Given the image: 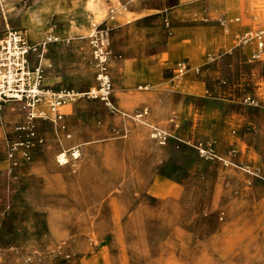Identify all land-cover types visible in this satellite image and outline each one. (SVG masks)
Masks as SVG:
<instances>
[{
    "label": "rangeland",
    "instance_id": "obj_1",
    "mask_svg": "<svg viewBox=\"0 0 264 264\" xmlns=\"http://www.w3.org/2000/svg\"><path fill=\"white\" fill-rule=\"evenodd\" d=\"M100 1L97 13L99 0H0V40L21 32L36 47L28 66L42 69L50 89L95 85L89 36L108 25L116 109L76 100L65 109L66 139L47 119L29 121L19 102H0V264H264V154L233 147L234 127L227 141L210 127L212 108L221 104L226 116L244 108V96H214L212 81L194 82L169 91L163 112L162 98L123 66L152 51L153 33L168 36L186 19H224L237 44L238 33L264 28V0H223L210 13L220 0ZM184 59L168 68L172 81L203 75L195 65L177 76ZM153 127L169 135L164 144ZM198 144L216 157H201ZM74 145L79 159L59 165L56 156ZM237 152L248 161L234 162Z\"/></svg>",
    "mask_w": 264,
    "mask_h": 264
},
{
    "label": "crops",
    "instance_id": "obj_2",
    "mask_svg": "<svg viewBox=\"0 0 264 264\" xmlns=\"http://www.w3.org/2000/svg\"><path fill=\"white\" fill-rule=\"evenodd\" d=\"M101 5L99 0L100 8ZM208 7L209 13L216 12L224 9L226 2L214 1ZM186 22L173 27L168 36L153 33V41L148 43V47H152L151 52L146 56L134 52L130 59H126L123 66L125 70L129 68L130 80L147 83L155 97L162 98L163 112L167 111L165 97L169 91L181 94L194 89L195 83L203 81H212L208 91L214 96L223 95L232 100L242 95L243 98L250 97L256 105L244 104V108L229 109L226 116L221 104L212 108L211 134L227 141L224 131L234 127L233 147L242 143L247 152L254 150L264 154V51L258 59L252 60L251 56L256 51L255 44H236L231 35L234 27L226 32L212 22L205 24L188 19ZM180 57L185 58L189 66H203V75H195L196 80L186 77L178 82L172 81L166 73L170 65ZM215 79H219L220 83L213 82ZM221 80L225 84H221ZM156 105L160 108L159 104ZM241 159L248 161L240 152L232 158L237 163Z\"/></svg>",
    "mask_w": 264,
    "mask_h": 264
},
{
    "label": "built area",
    "instance_id": "obj_3",
    "mask_svg": "<svg viewBox=\"0 0 264 264\" xmlns=\"http://www.w3.org/2000/svg\"><path fill=\"white\" fill-rule=\"evenodd\" d=\"M204 14L206 12L204 11ZM207 20V15L205 16ZM110 20H113L110 17ZM223 26L224 19L218 20ZM109 32L110 27L105 25L100 29H94L89 36V46L91 57L95 69V85L85 92L77 93L73 90L59 89L53 90L43 83L42 69L37 66H28V57L31 52L36 51L27 43L24 36L19 31H7L0 40V102L15 101L22 105L28 120L42 118L50 121L57 133H62L66 139H70L67 133L65 119V109L80 98L95 99L102 102L111 110H116L112 104V79L109 73ZM56 40L49 37L48 41ZM238 45L255 44L256 51L251 59H258L264 51V28L256 30H246L235 36ZM190 66L185 61L176 64L177 76L188 73ZM243 104L256 105L250 97L242 99ZM143 114H145L143 112ZM139 117L142 115H138ZM150 136L159 144H164L169 135L157 127L151 129ZM201 157H216L211 147L198 144L196 147ZM231 154H235L232 151ZM80 157L79 146L74 145L62 149L56 156L59 165L73 164Z\"/></svg>",
    "mask_w": 264,
    "mask_h": 264
},
{
    "label": "bare ground",
    "instance_id": "obj_4",
    "mask_svg": "<svg viewBox=\"0 0 264 264\" xmlns=\"http://www.w3.org/2000/svg\"><path fill=\"white\" fill-rule=\"evenodd\" d=\"M93 9L96 12H100L101 11V8H100L99 4H97V5L95 4V6L93 7Z\"/></svg>",
    "mask_w": 264,
    "mask_h": 264
}]
</instances>
